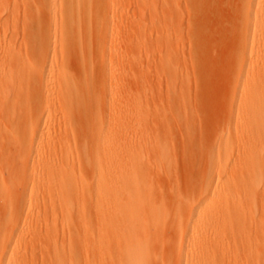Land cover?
Listing matches in <instances>:
<instances>
[{"label": "rangeland", "instance_id": "obj_1", "mask_svg": "<svg viewBox=\"0 0 264 264\" xmlns=\"http://www.w3.org/2000/svg\"><path fill=\"white\" fill-rule=\"evenodd\" d=\"M241 1L244 4L246 2L103 0L101 5H93L92 10L96 17L93 31L97 34V42L91 44L96 41L93 37L89 40L90 44L84 43L86 38L84 40L81 35H77V50L75 57L74 50L70 53L72 57L69 54L71 59L66 55L62 57L60 50L61 45L66 42V36L73 29L65 22L66 4L57 1L51 3L49 0H0V49L10 44L19 54L18 59L13 57L10 60L3 56L4 50H0V97H12L14 101L11 108L12 119L15 120V125L11 127L13 134L22 137V133L27 132L29 135V129L39 125L40 122L36 123L33 115L38 108L34 96L37 92L44 95L46 92L60 91L64 97H78L86 95L87 88L94 91L92 97H84L80 102L82 105L75 107L81 108L77 113L87 111L82 116L78 114L82 119L78 125L76 123L80 119L77 120L78 115L74 113L76 109L73 110L72 116L76 119L74 117L71 120L72 125L53 114H60L68 106L59 100L50 101L40 109L46 110L43 112L45 117L49 116L47 120L54 121L40 148L34 149L33 153L35 150L39 152L38 158L36 163L27 164V174L23 179L15 178L11 173L9 177V165L12 164L14 153L6 151L4 154L0 149V171L4 175L0 172V176L4 180L2 182L11 188L9 203L19 206L22 211L30 209L29 214L34 217L29 231L32 239L29 237L26 241V245L30 246L29 256L33 258L27 264H79L80 259H87L85 254L89 250L85 246L80 249L82 242L76 241L81 234L80 230L86 229L85 236L82 237L88 238L86 233L96 230L100 220L103 221L106 217L104 209L101 213L87 211L107 191V175L98 162L99 157H104L100 154L99 147H106L98 129L100 123L110 125L111 131L116 130L112 134L116 148L119 147L120 140H127L126 143H129L124 146L126 151L122 148L125 151L123 169L130 180L137 176L131 181L132 185L134 183L132 188L127 190L124 187L126 190L120 194V198L124 203L122 206L133 207L131 211L137 210L131 212L130 230L134 231L129 230L131 233L127 234L126 242L142 244L140 241L146 240L143 230L147 223L150 227L147 226L146 229L154 230V236L151 235V230L150 234L144 230L147 235L153 236L149 237L150 240L147 239L150 246L145 241L150 249L145 247L144 251L143 246L139 245L140 252L144 251L149 258L147 262L173 264L177 261V254L174 252L179 246L177 238L186 229L190 211L199 204L211 180V166L213 161L216 162L213 156L224 154L219 147L220 141H226L234 150L231 162L222 174L225 180L228 178L231 180L230 184H234V181L238 183L247 179L243 192L250 188L256 189L253 190L254 195L256 194L251 202L253 204L248 205V211L245 206L244 210L235 213L236 218L234 216L235 219L230 222L232 224H229L226 235L230 233L225 235L226 244L230 242L232 245L229 243L231 246L227 244L224 249L238 251L237 247L241 249L242 246V252L235 255L232 254L233 250H230L231 253L227 250L225 257L228 260L225 259L224 263L261 264L264 261L259 259L264 254L260 249L262 247L264 250V142L252 144L253 147L258 146L255 161L260 170L255 169L249 176L244 174V179L238 174L239 165L236 166L237 169L234 165L236 156L251 143L247 141L245 131L235 130L236 125L243 123L244 117L240 108L232 107V104L238 99L240 91L244 92L242 102L250 99L253 79H242V76L248 71L256 73L264 61L262 55L258 56V60L249 61L250 56L247 55L243 69L240 64L243 56L240 55L242 49L238 44V36L241 37L243 26L239 22V14L244 9ZM54 42L56 52L47 51V46L52 47ZM51 61L54 65L52 71L36 75L34 68L48 67ZM69 81L82 89H70ZM95 100L98 101L99 112L96 110ZM105 100L107 108L111 107V116H108L106 107L102 109ZM88 102L93 105L90 104V109ZM93 109L96 110L93 111L95 114L92 113L89 117ZM51 114L60 119L53 118ZM86 114L88 115L84 117ZM24 126L26 130L23 129ZM2 129L1 125V138ZM65 135H73V138ZM98 135L101 138L99 136L96 139ZM119 135L125 139L122 140ZM60 136H63L61 139H68L66 145L58 146L55 143L61 140ZM117 136L118 141L115 139ZM127 160L129 164H126ZM70 164L72 168L68 167ZM130 171L135 176H130ZM233 173L236 174L235 178L231 177ZM124 180L125 185L127 182ZM22 189L25 191L22 192ZM212 197L213 192L208 199L212 200ZM71 200L73 206H70ZM218 203L220 205L222 201ZM39 205L42 208L40 217L37 218ZM81 209L86 210L83 220L77 217ZM4 212L6 213V206L1 202L0 217ZM5 213L0 221L6 222L5 229L9 232L14 224L12 219V224L7 222L10 217ZM112 219L114 223L119 221L117 215ZM231 226L235 227V231ZM110 238L114 239L108 240L113 255L120 253L118 246L125 249L126 245L121 246L122 240ZM55 244L59 254L51 260L47 255L53 253L51 250L54 251ZM249 245L253 246V250L246 253V248H251ZM244 251L246 254L250 252L248 257ZM239 254L244 256L239 258ZM88 255L91 256L90 253ZM170 255H173V261L169 260ZM256 255L258 256L255 258ZM144 256L142 261L146 262Z\"/></svg>", "mask_w": 264, "mask_h": 264}, {"label": "bare ground", "instance_id": "obj_2", "mask_svg": "<svg viewBox=\"0 0 264 264\" xmlns=\"http://www.w3.org/2000/svg\"><path fill=\"white\" fill-rule=\"evenodd\" d=\"M49 1L51 3H55L57 1V2H61V3H64L67 5V10L64 11L65 22L68 23L69 25H71L73 27V29L70 32V34H68L66 36L67 37L66 42L61 45L60 50L62 53V57L66 55V56H69V58L72 57V54H70V53L74 50V53L73 52L72 53L74 55L73 57H75V51L77 50V42L75 41V38L77 37V35H81L82 39H84V40L86 38V40H85L86 42L84 41V43H87V44L91 43L89 41L91 38L94 37L93 39L94 40L96 39L95 36L97 34L95 35V33L93 31V25L96 22V17L92 13L93 12L92 10H93V5L99 6L102 4L103 0H49ZM242 3L244 4V2H242ZM240 8H242V7H240ZM39 9H41V8H39ZM240 12L241 13L239 15L241 17L239 16V18H240L239 22L243 26V29H242L241 37H240V35L238 36V39H240V42H238V44L241 45V49H242V52L240 53V55L243 56V57H241V58H243V60H241L242 62L240 61V64H242V69H243L245 62H246V56L247 55L250 56L248 59L249 61L258 60L259 55H262V58L264 59V0H246V2L244 4V9L242 8ZM65 22H63V23H65ZM24 26H26V25H24ZM56 30H57V27H56ZM82 33H83V35H82ZM92 33H94V34H92ZM97 38H98V36H97ZM241 39H242V43H241ZM92 42L93 43H91V44L94 45L95 42H97V39H96V41H92ZM90 46H92V45H90ZM47 47H48L47 51L56 52V42H54L52 47L50 45ZM3 48H2V50L1 49L0 50L1 51L4 50L3 51L4 54L3 53L2 54H3V56H5V58H8L10 60L13 57H15V59L19 58V54L16 53V51L14 49H12L10 44H8V45L6 44L5 48L4 49ZM69 54L71 55V57ZM69 58H68V60H69ZM71 59L69 61H71ZM53 68H54L53 61H51L49 63L48 67L46 66L45 68H42V69L34 68V72L36 73V75H38V74L42 75L45 71H52ZM34 74H33V76H34ZM251 75H253V76L251 77ZM62 78H63V74L60 75V79H62ZM245 78H252L253 79L252 81L254 82L253 83L254 85L252 88V96L250 97V99L242 102L241 99H242L244 92L240 91L239 96L237 97L238 99L236 101H234L232 104V107L236 106V107L240 108L241 115L244 117L243 123L241 125H236L235 130L237 129V131H238V130L242 129L243 131H245L244 134L247 135L246 139L248 142L251 143V144L247 145L248 147L246 146L245 148H243L242 153L238 154L236 156L237 158L234 160L235 169L238 168V170H239L238 174L240 173L242 175V177L244 174L245 175L248 174L247 176L253 174L255 169L260 170L259 169L260 167H258V164L255 161V155H256V152L258 151L256 149L257 145L255 147H253L254 145H252V144L264 142V61H263L262 65L259 66V70L256 73L251 74V72L248 71L246 74H244V76H242V79H245ZM69 88L73 89V90L80 89V88L82 89V87H80L76 83L70 82V81H69ZM89 91H90L89 88H87V92L90 94H88V93L86 95L81 94L78 97H64V94L61 93L60 91H58L57 93L56 92L54 93L53 91L46 92L44 95H42L38 92H37V94L35 93L36 94V95H34L35 96V103L38 105L37 106L38 108H37V110H35L33 115L35 116L36 123H39V122L40 123H39V125H34L32 128L29 126L31 128V129H29V130H31L30 134L28 135L27 132L26 133L23 132L22 133L23 136L21 135L22 137H20V136L18 137L12 133L11 127L13 125H15L14 124L15 120H14V118L12 119V114H11L12 103L14 102L11 99L12 97H0V126L1 125L3 126V129H2L3 135L1 134L2 138L0 137L1 138L0 139V149L4 154L6 151H11L12 153H14L12 155V159H13L12 164L9 165V166H11V167H9L10 171L8 172L9 177L11 174H13L15 178L23 179L27 174V168H28L27 164L31 163V165H32V164L36 163V159L38 158L39 152H38V150H35V153H33V151L35 148L36 149L40 148L41 143L43 142L46 133L48 134L50 129H51L52 121H54L51 119H50L51 122L49 120H47V118L49 116L45 117V114L43 112L46 110L40 111V109H42L43 106H46L50 101L59 100L63 104L68 105V106H66L67 108H65L63 111H61L60 114H57L59 112L53 113V114L58 115V117H61L62 119L58 118L57 116L54 117L52 114L51 115L53 116V118L57 117V120L58 119L64 120L67 123L72 125L71 120L75 117V116H72V115H74L73 112L75 111L74 113H77V110L81 109V108L77 109L75 107H77V106L80 107V105H82V104H80V102L84 99V97H87V98H88V96L92 97V95H93L92 93H94V91H90V92ZM94 98H97V97L94 96ZM86 100H88V99H86ZM92 102L87 103V104H89L88 105L89 109H90L92 104L95 105L94 104L95 102L94 101H92ZM97 102L98 101H96V106L98 105ZM83 104H85V102ZM103 105H104V107L102 109H104L106 107V112L108 113V116H111L112 115L111 107L108 106V108H107L106 100H105V103H103ZM83 107H82V109H83ZM93 108H95V106ZM74 109H76V110H74ZM102 109H100V111H102ZM107 109H110V110H107ZM94 110L95 109H93L92 111L90 110L91 112L89 113L90 114L89 117L92 116L93 114H95L93 112ZM96 110L97 111L99 110L98 106H97ZM86 112H84V113H86ZM84 113L78 112L77 115L79 114L80 116H82ZM96 114H97V112H96ZM51 115H50V117H51ZM79 115H78L77 120L80 119ZM87 115L88 114H86L84 117H86ZM102 115H103V113H102ZM99 117H100V114H99ZM74 119H76V117ZM85 119H87V118H85ZM81 120L82 119H80V121H77V123L75 120H73V121L78 125L81 122ZM109 121H110V118H109ZM74 122H73V124H74ZM25 126H27V125H25ZM25 126L23 129L26 130ZM98 129H99V132H101L103 139L106 142V147L100 146L98 149L100 154L104 156V157H99L98 162H99L103 172L107 175V191H106L105 195L101 199L96 201V204L90 206L87 209V211L88 212L97 211L98 213L99 212L101 213V211L104 209L106 217L103 219V221L100 220L99 226L96 230L93 229V230H90L89 233H86L87 235H89L88 238L82 237V236H85L86 229L81 228V230H80L81 234L77 238L76 241L81 240L82 243L80 244L79 248L82 249L83 246H85V248L87 249V251L89 250V252H87L85 254L87 259H85V260L80 259L79 264H147V263L149 264L150 262L149 261L147 262V260L149 258L147 257V254L144 253V251H146L145 247H148L147 245L149 244V241L147 239L150 240V238H152L154 236V234H152V233H154V230L152 231L150 228H148L152 231L151 235H153V236L147 235L144 232V230H147L146 229L148 226L147 223H145L146 228L143 230V233L145 234L144 236L146 239V240L145 239L144 240L148 242L147 245H145L146 244L145 241L141 240L142 234H143L142 232H141L142 234H141V238H140L141 241L140 242H142V244L145 242L144 243L145 246L142 245L141 243L138 244L137 242H136L137 243L136 245L135 244H127V242H126L127 241L126 240L127 234L131 233V232H129L130 227H131L130 226L131 222L129 220H131V214H133L131 212H134V210L135 211L137 210V209H134L133 211H131V208H133V207L126 206V205L122 206V204H124V203L121 202L122 200L120 198V194H122L123 191H125L126 189L128 190L129 188H132L134 183L132 185L131 181L134 180V178L137 176V175L135 176L134 173H132L133 171L135 172V170H133L132 167H130V165H129V167L133 170L132 172L130 171L131 172L130 176H132V174L135 176L132 180H130L131 179L130 177L125 176L126 171H125V169H123V165H124L123 162L125 163V159L123 157V154L126 151L125 150L126 147H124V146H126L129 143H126L127 140H126V142L120 140V145H119V147H118L119 149H118L115 147L116 143L113 145V139H112L113 138L112 134H115L113 132H115L116 130L111 131L110 125H107L105 123H100L98 125ZM131 129H133V128L131 127ZM134 129H137V128H134ZM130 131H132V130H130ZM244 134H241V136H244ZM69 135H71V133ZM69 135H67V136L70 138L71 136H69ZM67 136L65 135V137H67ZM99 136L100 135H98L96 137V139H99L98 138ZM119 137H120V135H119ZM119 137L117 136V138L115 137V139H117V141H118ZM61 138H63V136L62 137L60 136V139ZM71 138H73V135ZM100 138H101V136H100ZM120 138L122 140L125 139V138H122V136ZM242 138H245V137H242ZM67 140L61 139L59 141L57 140L58 142H55V143L58 144V146H64V145H66ZM117 141H114V142H117ZM100 142H101V140H99V143ZM166 142H167V140H166ZM70 143H68V144H70ZM117 144H118V142H117ZM137 145L140 146V144H137ZM219 147L223 150L224 154L223 155L219 154V157H217L218 155L216 157L213 156L216 159V162L214 163V161H213V164L211 166V173H210L211 174V180H210L209 184L206 186V189L204 188L205 192H204L199 204L194 209H192V212L190 211L191 215L189 214L190 216H188L187 227L183 231V233L180 232L182 235L179 234V236L181 235V237H180L181 239L178 236V238L180 240L178 238H177L178 241L176 240L178 242L177 245H179V246L176 245L178 249H176V246H175L176 250L175 249H174L175 251L173 250L175 252V254H177V255H175L173 252V254L177 257V261L173 264H176V263L177 264H225L224 260L226 259L225 254H228L227 250H229V253H231L230 250H233L234 252L232 254L235 253V255H237L239 253V251L242 250V246H241V249H239V247H237L238 251H236L234 249L225 250L224 247H226V245L230 243L229 242L226 244L225 239H227V238H225V235H226L227 228H228L229 224L230 225L232 224L230 222L236 218L235 213L244 210L245 206H246V211H248V208H247L248 205L253 204L251 202H253V199L256 196V194L254 195L255 191H253V190H256V189L253 188L251 190V188L250 189L247 188L251 191L246 190L245 192H243L246 189V187H245L243 190V187L245 185H247V182H246L247 179L244 181L238 182V183L236 181H234L233 182L234 184H230L231 180H229L228 178H226V180H225V178L223 177L222 174L226 170V168L228 167V164H230L231 158L233 157L232 153L234 152V150L228 146L226 141H220ZM122 148H124V150H125L124 152H123ZM164 148H166V147H164ZM257 148H258V146H257ZM141 157H140V159H141ZM162 158H164V156ZM127 162H128V160L126 161V164H127ZM130 162L134 163L133 160L132 161L130 160ZM132 163H131V165H132ZM260 163H261V161L259 162V165H260ZM128 164H129V162H128ZM71 165L72 164H70V166H68V167L72 168ZM139 165H140V163H139ZM73 166H74V163H73ZM236 166H238V167L236 168ZM133 168H134V166H133ZM131 169H129V170H131ZM127 170H128V168H127ZM136 172H137V170H136ZM231 174H232V172L230 173V175ZM2 175H3V173H2ZM128 175H129V173H128ZM231 177L235 178L236 174L233 173V175ZM239 177L240 176H238V178ZM243 178H241V179H243ZM124 179H126V182H127V183H125V185H124V181H125ZM2 180L3 179L1 177L0 178V197H1L0 198V204L2 202L6 206V213L5 212L4 213L6 214V216L8 215L10 217V218H8L7 222H10L12 224V220H13L14 228L8 232L5 229L6 222L2 221V220L0 221L1 222L0 223V264H27L28 262H30V258L32 256H29L28 249L30 248V246H27L28 244L26 245V241L30 237L29 236V234H30L29 231H30V226H31L30 224H31L32 219H34V217H33V215L30 216V214H29L31 211L30 209L22 211L19 206L10 205L9 199L11 196L10 195L11 194V188L8 185H5L6 183H3L4 180H3V182H2ZM136 183H138V181ZM124 187H126V189ZM136 190L138 191L137 187H136ZM24 191H25V189H22V192H24ZM212 192H213L212 200H209L208 196ZM255 199H257V198H255ZM220 201H222L223 204L221 203L220 205H218L219 204L218 202H220ZM215 202L217 203L216 205H215ZM45 206L43 207L44 209H45ZM70 206H73L72 200L70 201ZM40 208H42V207L40 206L38 209L35 208L38 210L36 212L37 218H39L40 217L39 215L41 214ZM49 208H51V207H49ZM44 209H42V210L45 212ZM85 212H86V210L81 209L80 211H78L77 217H79L83 220L82 216L85 215ZM244 212H243V214H245ZM4 213L0 217L1 219L4 217ZM116 215L118 216L117 220H119V221L118 222L115 221V223H114V222H112V221H114V219H112V217L115 218ZM234 216H235V218H234ZM10 219H12V220L10 221ZM224 220L226 222H223ZM80 222H79V224L82 223V222L81 223ZM117 223H119V224H117ZM7 225H8V223H7ZM225 226H226V228H225ZM148 227H150V226H148ZM151 227H154V226H151ZM11 228H12V226H11ZM136 228H137V226H136ZM231 228L235 231V229H234L235 227L231 226ZM131 229H132V227H131ZM233 230H231V231H233ZM75 231H77V230L75 229ZM75 231H73V232H75ZM130 231H134V229L130 230ZM149 231L147 233L150 234ZM238 231L239 230H237V232ZM233 232H231V233H233ZM228 233H230V232H228ZM228 233L226 236H228ZM72 234H74V233H72ZM146 236H148V238ZM110 237L115 238V239L118 238V240H122L123 243L121 246L126 245L125 249L122 250V248L120 246H118V248L121 249L120 253L113 255V252L109 248L110 243L108 240L111 239ZM138 239H136V240L138 241ZM112 240H114V239H111V241ZM50 244H51V242H50ZM250 244H251V242H250ZM32 245H33V243H32ZM139 245L143 246L144 251H142V249H141V251H142V253H144L143 255H145L144 257L146 260L145 259L144 260L146 262L142 261L143 255L140 256L142 253L140 252L141 246H139ZM172 245H175V244H172ZM233 245H234V243H233ZM56 246L57 245L55 244L53 247L54 251L51 250V252H53V253L50 255L48 254L47 258H49V259L52 258L51 260H53V259L58 257L59 253H58ZM136 246H139V247H136ZM149 246H150V244H149ZM250 247L251 248H249V249L247 247L246 248L247 250H245V249H243V250H245L246 253L249 250L252 251L253 246H250ZM38 248H40V247H38ZM172 248H174V247H172ZM148 249H150V248L148 247ZM260 249L263 251L262 253H264L263 248L261 247ZM176 251H177V253H176ZM225 251H227V252H225ZM245 251L243 253L246 255V257H248L250 252L248 254H246ZM258 251H257V253H259ZM241 252H240V254H243ZM89 253L91 254V256L88 255ZM257 253H254V255ZM262 253L260 255H262ZM240 254H239V256H240L239 258H241V256L242 257L244 256V255H240ZM251 254H253V253H251ZM81 256H83V253L81 254ZM257 256L258 255H256L255 258ZM84 257L85 256H83L82 258H84ZM150 257H151V255H150ZM176 257H174V258L176 259ZM252 257H253V255L250 258H252ZM169 258H170L169 260H171V261L174 260V259H171V258H173V255H172V257L170 255ZM247 259H249V258H247ZM259 259L264 260V254ZM259 259H257V260H259ZM227 260L228 259H226V261ZM246 261H244V262H246ZM156 262H154V263H156ZM165 262L171 263L170 261L169 262L165 261ZM248 262H250V261H248ZM50 263H51V261H50ZM164 264H166V263H164ZM261 264H264V261Z\"/></svg>", "mask_w": 264, "mask_h": 264}]
</instances>
